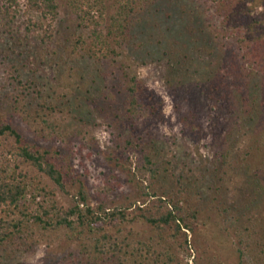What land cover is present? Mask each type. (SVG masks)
Instances as JSON below:
<instances>
[{
	"label": "rangeland",
	"instance_id": "374dc122",
	"mask_svg": "<svg viewBox=\"0 0 264 264\" xmlns=\"http://www.w3.org/2000/svg\"><path fill=\"white\" fill-rule=\"evenodd\" d=\"M57 2L54 20L28 10L24 0L16 17L0 19V113L30 140L62 150L85 181L91 204H128V196L147 185L159 193L181 190L189 204L204 211L207 241L221 242L217 253H227L223 242L229 233L218 211L209 210L210 200L219 190L229 200L239 199L242 189L255 184L264 144L250 146L264 132V109L250 119L234 96L231 75V91L218 89L226 73L220 64L230 49L219 45L212 3L159 0L136 15L119 54L105 58L88 51L95 24L81 20L68 0ZM32 24L35 31L28 33ZM17 30L20 38L14 37ZM126 73L137 76L139 105L133 111ZM16 77L31 88L24 89ZM43 118L54 127L43 132ZM139 143L159 168L157 176L139 169ZM56 192L62 205L72 203L70 195L58 187ZM133 229L141 232L135 237H145L143 225ZM81 250L64 233L37 231L1 245L0 264H84L78 261ZM185 254L180 256L187 260Z\"/></svg>",
	"mask_w": 264,
	"mask_h": 264
},
{
	"label": "trees",
	"instance_id": "16d2710c",
	"mask_svg": "<svg viewBox=\"0 0 264 264\" xmlns=\"http://www.w3.org/2000/svg\"><path fill=\"white\" fill-rule=\"evenodd\" d=\"M22 1L2 0L0 19L16 17ZM24 1L28 10L44 19L54 20L58 16L57 0ZM68 1L81 20L95 24L90 33L89 54L100 57L101 53L108 58L111 53L119 54L118 47L130 37L136 15L159 0ZM208 1L212 3L210 16L219 45H228L232 51H227L220 64L226 73L219 77L218 89L231 91L227 82L231 75L230 82L237 88L235 98L242 99L241 108L250 119H255L264 109V0ZM112 8L114 12L109 14ZM11 21H6L10 31ZM33 27L35 24L26 26L28 33H34ZM21 35L17 30L14 37ZM82 37L80 41L85 44ZM126 75L130 82L128 99L135 106L129 108L133 111L139 105L137 76ZM16 79L24 89L31 88L19 77ZM20 103L21 97L16 95V110ZM43 122V132L54 127L44 118ZM254 142L250 150L264 144V132ZM126 143L132 144L131 139ZM139 146V169L157 176L159 168L152 167L150 154L142 143ZM228 153L223 152L225 159ZM254 182L242 189L239 199L229 200L219 190L210 200L209 210L218 211L223 228L229 233L223 242L227 253L220 255L217 252L221 242L213 246L207 241V234L203 235V226L207 224L204 211L189 204L181 190L159 193L157 189L150 191L151 185H147L139 194L128 196V204L95 206L89 201L85 181L61 149L30 140L10 117L0 113V246L17 237L50 231L78 241L83 254L78 261L84 264H264V154L261 165L254 170ZM57 187L71 196L69 206L58 200ZM137 224L144 226V238L135 237L141 233L134 232ZM182 253H186L187 260L181 258Z\"/></svg>",
	"mask_w": 264,
	"mask_h": 264
}]
</instances>
